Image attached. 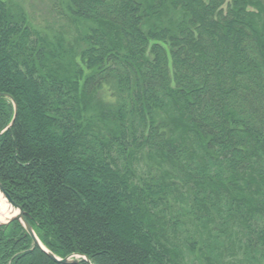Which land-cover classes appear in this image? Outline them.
Listing matches in <instances>:
<instances>
[{"label":"trees","instance_id":"obj_1","mask_svg":"<svg viewBox=\"0 0 264 264\" xmlns=\"http://www.w3.org/2000/svg\"><path fill=\"white\" fill-rule=\"evenodd\" d=\"M61 3L68 40L0 0V131L17 105L0 184L39 242L76 264H175L167 213L216 263L225 242L264 264V1ZM0 264L55 263L12 221Z\"/></svg>","mask_w":264,"mask_h":264},{"label":"rangeland","instance_id":"obj_2","mask_svg":"<svg viewBox=\"0 0 264 264\" xmlns=\"http://www.w3.org/2000/svg\"><path fill=\"white\" fill-rule=\"evenodd\" d=\"M13 7L20 8L25 16L28 26L35 34L40 36L63 33L64 38L68 40V35L71 36L73 31H69L68 16L64 12L61 0H6ZM230 1V0H228ZM264 1V0H262ZM249 10L253 11V8ZM69 33V34H68ZM51 39V38H50ZM98 99L105 103H111L106 89H103L98 94ZM142 173L143 171H139ZM141 177V176H139ZM145 179V177H142ZM170 206V204H169ZM168 211V210H167ZM165 224L159 225L163 228L164 240L171 255L169 258L173 259L175 264H246L242 262V251L235 249L230 254H226V243L222 245V255L220 262L216 263L205 254L206 248L203 246L201 238L195 232V227L191 223L183 222L181 218L178 221L179 225L175 229L167 224L166 220L169 218L168 214L164 215ZM174 219V218H172ZM163 219L160 220L162 223ZM172 245V246H171ZM176 248H172V247ZM228 253V251H227ZM256 264V263H254Z\"/></svg>","mask_w":264,"mask_h":264},{"label":"water","instance_id":"obj_3","mask_svg":"<svg viewBox=\"0 0 264 264\" xmlns=\"http://www.w3.org/2000/svg\"><path fill=\"white\" fill-rule=\"evenodd\" d=\"M13 106H14V110L16 112V104L13 102ZM0 194L3 197V199H5L6 203L8 204V206L10 208H12L13 210L16 211V214L13 215L10 221H18L22 227L24 228V230L26 231V233L30 236V238L32 239L33 243L36 244L51 260H53V262L55 264H70V259L66 258V259H58L56 257H54L48 250H46L38 241V239L36 238V236L34 235L32 229L30 228V226L28 225V223L25 221L24 219V215L23 212L21 210V208L19 206H17L16 204H14V202L11 201V199L9 198V196L4 192V189L2 188L1 184H0ZM7 221V222H8ZM75 263V262H73Z\"/></svg>","mask_w":264,"mask_h":264},{"label":"bare ground","instance_id":"obj_4","mask_svg":"<svg viewBox=\"0 0 264 264\" xmlns=\"http://www.w3.org/2000/svg\"><path fill=\"white\" fill-rule=\"evenodd\" d=\"M13 100H11V104H12V107H13V113H12V120L10 121V123L6 126V128H4V130H1L0 131V136L5 132V131H7L10 127H11V125H12V123H13V121H14V119H15V117H16V114H17V105H16V112H15V110H14V106H13ZM15 103V102H14ZM16 104V103H15ZM16 214V211H14L12 208H10L9 206H7L6 205V202L3 200V198H2V196H1V194H0V223H2V222H5L7 219H9L11 216H13V215H15ZM25 219V218H24ZM26 221V220H25ZM29 225V224H28ZM33 242V241H32ZM40 243V242H39ZM34 244V243H33ZM41 244V243H40ZM34 245H36V244H34ZM42 245V244H41ZM37 246V245H36ZM43 246V245H42ZM38 247V246H37ZM44 247V246H43ZM39 248V247H38ZM45 248V247H44ZM40 249V248H39ZM46 249V248H45ZM41 250V249H40ZM47 250V249H46ZM42 251V250H41ZM43 252V251H42ZM44 253V252H43ZM45 254V253H44ZM66 258H69L70 259V264H76V263H78V261L79 260H83V261H85V262H89L88 260H87V258L85 257V256H81V255H70V256H68V257H65L64 259H66ZM73 262H75V263H73Z\"/></svg>","mask_w":264,"mask_h":264}]
</instances>
